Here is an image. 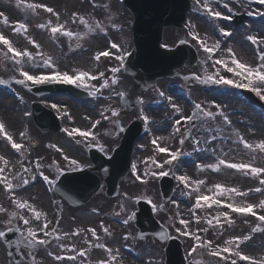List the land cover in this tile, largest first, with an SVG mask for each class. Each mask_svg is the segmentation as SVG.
Here are the masks:
<instances>
[{
  "label": "rangeland",
  "instance_id": "374dc122",
  "mask_svg": "<svg viewBox=\"0 0 264 264\" xmlns=\"http://www.w3.org/2000/svg\"><path fill=\"white\" fill-rule=\"evenodd\" d=\"M29 1L30 0H19L18 3V0H0V13H3V16H0V29H3L5 31L4 33L7 36L11 37V39L14 40L15 43H17L18 46L15 48L20 49L22 51L30 47L26 38H35L40 43L39 36L35 33H32L30 28L33 30V24L39 18V12L42 8H37L35 11H32L27 7L28 4H31L28 3ZM193 1L194 4L190 13V22L188 26L189 34L195 32L198 33L199 36L203 37L205 36L203 31L201 30V26L204 27L201 22V19H203V12L200 8V4L197 3V0ZM76 2L77 4H72L71 0H58V3L55 4V8L58 9V12L62 15V23H65V28L72 31L73 33H76L77 35L68 37L62 35L61 33H57L54 36L51 32L47 31V29H49L50 27L44 28V32L40 33V35L45 39V41L49 42L51 46H48L49 48H47L46 50H44L43 48H35V51L32 47L31 53L36 54L40 51H45V58L37 60L38 56L33 55V58L31 59H29L28 57H26L25 59H21L22 63L18 65L16 60L10 58L11 55L9 53L8 55H5L7 51L3 48L4 46L0 43V78L10 81V85L25 94V102H23L22 100H16L14 97L8 98L10 101H14L18 105L21 104L22 106H25V110L28 114V122L33 132L31 138L29 137V140L25 138V147L28 146L29 148L31 146H35L36 148V145H40L42 143L41 140L33 138L34 134L37 138L40 134L49 135L50 140L52 142L55 143L57 141L59 146H63L65 149H70L73 155H76L82 159L85 154L87 163L84 164H91L92 161L88 157L89 155L87 146L84 143H81L76 140H68L62 132H57L54 130L43 131L36 125L31 115L32 103L34 101L41 100L31 91H29L26 87L16 85V80L24 79L20 71H18V68L20 67H22L24 70L30 72L33 75H47L50 72L58 70L63 73L67 72L70 74H74L76 71H81L78 69L77 59L80 56H85V59L87 60L86 65L89 66L86 68L92 73L96 74L98 77L93 82L94 88L90 87L92 88L91 91L99 88L105 79L109 81V87L100 88L96 96L89 98V100L87 99V101L82 104L76 103L75 105H73L74 101L69 98V105H65L63 102V98H65L64 96L54 95L48 96V101L57 102L60 105L58 113L62 116L63 114L61 111L66 109H70L73 114H75L73 115L74 120L69 123V125L71 126L77 123V121H81L83 123L82 125L86 126L89 124V122H93L92 120H94L95 118H101L102 121L100 126L98 127V138L97 140H95V142L92 143H96L99 146L103 147L107 154H111L113 147L119 144L123 136V131L125 129L124 127L127 123L128 118H130L131 116H134V118H136L140 115L138 112L139 106H137L136 104L138 95L141 94L143 96L147 95L149 99V112L153 117V128L157 132V136L160 135L159 138L161 139V142H163V144L165 143L168 147L170 146L169 148L172 147L175 151L178 149H183V153H191L192 150L196 147V145H198L196 141H199V146L205 147V159L209 164H213L214 157L223 156L228 150L235 149L238 153L244 156L243 163L252 164L254 167H264V152L260 151L256 147L255 138L249 136L247 133L244 132L243 140H246L249 143L253 144V148L248 149L245 148L243 141L239 138L238 135L239 129L241 128V132L244 126L242 123H240L242 121V115H244L245 118L248 119H254L257 117L256 119H259L260 122L255 126H250H252V129H254L256 134L261 137L260 140H264V115L261 114L264 112L254 110L244 98L238 96V94L236 93H230V95H226L224 97L230 100L229 105H232V109L226 110V104H228V102L220 103L218 101L220 98H222L221 95L210 99L209 95L214 92L217 93L218 91H203V87H205L204 84L206 80V75L210 73L209 67L207 65V61H209V56L207 53H205L204 55L199 49V52L202 54L200 62L197 65H193V67L189 63L186 65L187 67L182 69L181 71L183 79L190 83L191 88L197 94V97L195 98L196 102L188 104V115H193V113H195L194 119H197V121L199 122V127L196 128L194 132V137L190 140L186 137V130L189 128V124L185 125V130H183L181 133H174L175 129L173 126V118L178 117L181 111L177 112L171 107V104H177L181 110L183 109L182 106L187 107L185 105V101L182 99L181 93L178 90L176 91L177 88L173 89V91L180 96V100L175 99L171 103L166 102L160 108H154L153 101L157 99L156 93H153L150 90H145V88L143 87L138 88L135 85L134 78L126 74L124 70L119 71L118 73H112L111 69L113 68V64H115L116 67H119V62H123L117 59L119 55L116 56L115 60L114 58L112 59L113 63L109 62L110 60L103 63H95L96 53L105 50V48L108 47L109 42L117 41V43H121L122 46L124 45L125 50L131 48V46L133 47L134 37L131 28V23L133 22L134 17L131 11L122 4V0H77ZM211 2L213 6L214 4L218 5L217 7L214 6L216 10L224 11L226 14H230V16L231 14H234V10L243 11L244 9H250H246L248 5H244L247 2L237 3L235 0H211ZM225 4H228L229 6L234 5V10H232L229 6H225ZM212 9L215 10L214 8ZM73 13H79L80 16H83L87 21V24L81 23L79 18L73 20ZM4 17H7V20L9 22L6 25H3ZM205 19L208 22V27L211 28V31H208V34L212 32V29L213 33H216V29L213 27L212 21H210L206 17ZM16 22L24 23L27 26L29 25V34L25 33L24 35V32H15L13 29L16 26ZM97 22H100L104 30H101L100 28L96 27ZM113 24L117 25V27H113ZM89 25L92 26V31H89ZM124 32H127L129 34L130 38L128 37V40L131 41V43L122 42L121 38ZM186 34L187 33H185L179 28H167L164 33V44L168 46H174L178 38H186ZM190 36L194 39L193 35L190 34ZM248 36H254V33L251 32L250 34H248L247 30H239V32L236 33L232 40V43H234V40L235 42L238 39L241 40L243 51L238 52L234 50L235 52L233 53L235 54L236 59L239 58L244 63L255 67L256 65L261 63V61L259 60V56L261 52H264V43H261V47L259 48V50H257L255 45L247 39ZM216 42L217 40L213 41L212 45ZM3 50H5V52ZM50 56H52L51 58L53 62V66L51 67L45 65V60ZM90 67L96 68L91 69ZM75 68H77V70ZM101 72L104 73L103 77H99V73ZM118 76H120V78L118 79L119 82L117 84H111V80L114 77L118 78ZM162 81L163 84L170 83V81L168 80ZM130 87L131 89L135 90L134 94L127 93V88ZM117 92L125 93V95L123 97L118 96ZM103 96H106V99H102ZM16 104H13L10 112L18 113V107H16L17 110L14 107L16 106ZM101 104H105L106 107L99 108ZM148 104H146L147 107ZM197 104H199L201 108H196ZM47 105L52 107V104ZM91 105H95L96 109L92 110ZM80 109L86 110L87 113L92 114V116H87L86 114H84L83 116V113L82 111H80ZM101 109H103L102 112L93 113V111L98 112ZM112 109H115L119 112L118 118L117 116H112ZM0 112L2 113V121L7 126L5 120L6 117L4 113L2 110H0ZM205 112H212L214 113V115L206 116L203 114ZM77 113L79 114L76 115ZM221 113H223V115H221ZM224 115L229 118V120L231 121L230 124L224 120ZM21 116H23V112H21ZM105 116H107L108 118L104 119ZM77 118H79L80 120H77ZM121 118H125L126 121H119ZM24 121L26 124L27 120ZM21 127V125L18 126L17 130H20ZM159 128L164 129L161 130ZM12 131L16 133L15 130ZM167 138H170L172 142H168ZM181 140H183V143H181ZM239 140L241 141V143ZM0 146V148L4 151L6 143L1 138ZM41 146L42 151L40 153L43 155L41 162L42 164L46 165L47 173L53 174L54 179H57L58 169H55L53 167L52 157L55 158L59 155L56 154V151L50 149L47 143ZM13 155L16 157L17 161L23 158V154L21 153H13ZM165 161V158H160L156 156V153L154 152L144 163V175L140 176L147 177L149 179L148 186L142 187L136 183H131L130 176H127V178L123 179L121 182L120 194L114 198H110L107 196L105 192L106 186L99 194L95 195L87 204L81 206H72L58 194L57 196H59L61 200L62 207L65 209V214L69 213L68 219H72L76 216L78 217L76 220V227L79 224H82V221L86 220V218L88 217L87 215H92L93 218L91 220L93 222H91V224L89 225H91L90 227H94L95 230H98V233L100 234H102V231L100 229L101 221L104 220L112 222V219L103 218L104 216L102 217L101 213L100 215L94 213L95 208H98L97 206L100 203H103L104 206L108 205L110 207V210L114 213H117L119 211V207H121L120 211L125 209L123 210L122 214L126 213V211L129 209L130 213L128 214L127 212L129 217L138 209L137 201L139 199H148L153 204L156 216L163 224L167 226L170 235L179 236L184 241L185 249H188L192 244V239L190 240V238H187L182 235L181 232L176 231L177 228L183 229L184 227L176 223L172 210L169 207L171 203H167V201L162 196L159 184L161 176L153 175V173H159L161 170L165 172L168 171L171 164H165ZM158 164H162L163 168L161 169L160 167H158ZM77 168H80V166L76 168L71 167L70 169ZM229 171L231 170H224V168H222L219 173H214V171L210 167H208L196 171L194 177H201L204 182L203 184H205L208 189L213 186L216 191L218 190L213 184H216L218 182L211 179L208 180V176L214 175L216 176V178L223 179L224 177H222L221 175H228L229 178L227 179L229 180H227L228 183L225 185V188L239 189V181L247 179L251 182V185H258V182L252 179L253 174L250 172V170L248 171L249 173L242 172L239 170L231 172ZM260 176L264 177V173L260 174ZM187 177H190V180H192V182L196 181L189 175H187ZM177 184L179 185V183L176 181L175 185L178 188L179 186ZM203 186L204 185L200 184L197 187L202 188ZM153 187L155 191H153ZM124 189L126 195L122 196L124 193ZM233 195H235V193H226V195L220 196H226V198L230 200ZM245 198L247 200V203L257 205L256 202L258 201V197L255 194H249V196H246ZM236 199L237 197H235V199L233 200L234 204L241 205L243 203V201L237 202ZM161 205H163V207H160ZM260 211L264 213V209H261ZM111 216L113 217V215ZM199 217L201 216L199 215ZM185 218L190 221L191 226L194 225L199 229V236L202 240L204 237H207V235H209L211 238H214L217 241L218 238L221 236L220 232H225L226 230H234L237 233V236L242 237L247 235L251 237L249 240L244 242V245L249 249V251H251L254 246H257V248L261 246L264 247V223H260V221H254L249 218L235 217L233 223L226 222L223 225V228H221L220 232H216V230H210L214 229V226L208 229L206 222L202 223L201 220H199V222L196 221V223L193 222L191 214H189ZM9 219H11L12 221L11 224L7 223ZM124 220L127 219H123L122 221ZM88 221L90 220H86L85 222ZM70 222L71 221H68L66 223V227H68V229L70 227ZM257 224L260 225V228L262 230L253 232L252 229L255 228ZM121 226H123L122 230L120 232H117V235H115L113 239L114 243L117 240L118 246H116V244L113 246H116L118 248L117 250L122 256H129L130 252L135 249L140 250V253H142L143 249L146 248L148 249V251L158 253V256L162 260L161 264H166V243L161 242L158 238L152 235H149L145 239H140L138 237L139 229L135 222V216L133 219H130V221L128 220L127 224H123ZM8 227H12L14 229L13 231H20L16 226L13 217L10 216L9 212L0 213V230L5 231ZM238 227L239 230H237ZM131 229H133V232ZM204 229H207V231H204ZM130 231L132 234L129 233ZM79 235H81V232ZM126 235L128 236V239L124 238ZM19 239L20 243L17 245V253L20 254L21 261L17 263L15 257L9 255V249L7 245L4 244V240L2 239V237H0V241L3 245V248L7 251L6 252L4 250V257L8 260V262H11V264H32V258L37 247H28L27 244L24 243V241L22 240V235ZM71 240V247L75 245L77 250H87L86 256L79 257L77 251H73L72 247L73 255L77 256L76 260L79 261L80 264H85V262L90 260V258L92 257L90 249L93 244L90 243L89 237H86L85 239H80L79 236L75 234L74 238H72ZM13 244H15V242ZM145 251L146 253L148 252L147 250ZM155 258H157V256ZM197 261L201 262V264H226L225 261H220L215 257L207 255L205 248L197 250L196 262ZM146 264H148V262Z\"/></svg>",
  "mask_w": 264,
  "mask_h": 264
},
{
  "label": "bare ground",
  "instance_id": "6f19581e",
  "mask_svg": "<svg viewBox=\"0 0 264 264\" xmlns=\"http://www.w3.org/2000/svg\"><path fill=\"white\" fill-rule=\"evenodd\" d=\"M32 2L38 3V4H45L49 7L54 8L55 12L59 13L58 9L55 8V4L58 3V0H30ZM60 1V0H59ZM72 4H77V0H71ZM31 3V2H30ZM35 3H31V4H35ZM264 13V9H262L260 12L256 13V17H254V19L263 16ZM60 14V13H59ZM51 20L52 21V26H55V24L57 23H62V15H59V19L56 18L54 13H48L46 12L43 8L40 9L39 12V18L34 22L33 24V30L31 29L32 33H35L39 36V41L40 43L37 41V39L35 38H26L28 40L29 45L31 46V48H36L34 44H32L30 41L31 40H35L38 44H40V48H43L44 50H46L47 48H49L48 46H51V44L47 41H45V39L40 35V33L44 32V28H39L38 25L40 24H48V21ZM219 20V24H218V28H219V32L218 33H213L210 35L209 38V44L210 46L212 45V42L219 39H224L226 42H229L232 39L233 33H234V29L231 28V25L227 22L226 19L221 18L218 19ZM262 20H258V21H254L252 22V24L249 23V30H254L255 33L257 34H264V26H260ZM202 22V21H201ZM63 24V23H62ZM202 24L204 25L202 31L204 32V34H206V32L209 30L208 26L206 24H204L202 22ZM227 27H229V29L232 31L231 35H224L220 32V29H225L227 30ZM47 31H50V28L47 29ZM31 34V33H30ZM207 36V35H206ZM125 38H121L122 42L124 43H129L128 37L129 34L127 32H125L124 34ZM218 37V38H217ZM22 40V39H21ZM232 42V41H231ZM229 43L226 46H224L223 48V52L226 54V56H224L226 59L230 60V56L232 54L228 53L227 49L231 48L233 51L236 50L238 52L243 51V46H242V41L241 40H234V43ZM15 44V43H14ZM120 44V43H118ZM17 45V43H16ZM121 45V44H120ZM126 46V45H125ZM45 51H40L36 54L38 56L37 60H41L43 58H45ZM52 57V56H50ZM86 59L85 56H80L77 59V66L78 69L81 71H86ZM89 64V63H87ZM97 64V63H96ZM212 64L214 65V63L212 62ZM231 67V66H229ZM91 69H95V67H90ZM214 69L218 72V73H233V72H229L227 68H225L224 66H221L220 68L216 67L214 65ZM90 71H88L89 73ZM90 74V73H89ZM235 74V73H234ZM91 76V74H90ZM90 79V78H87ZM264 88V85H263ZM14 89L7 85V84H0V110L3 111L4 115H5V120L7 123V126H5V131H7L10 135H12L13 140L16 143H20L23 139H25V135L21 136L20 133L21 132H25V115L26 110H25V106H22L21 104H16V102L14 101H10L8 98L12 97L11 94H13ZM131 92V91H130ZM135 92V91H134ZM68 98L66 97V100H64V104H68ZM220 101H224V102H228L226 110L227 109H232L231 106L229 105L230 100H224L221 99ZM16 104V107H18V110L16 112H10L12 109L13 104ZM104 108L106 107L105 104H101L99 106V108ZM80 111H82L83 114H88L86 110L84 109H80ZM21 112H23V116H21ZM94 112V111H93ZM79 113H77L78 115ZM242 117V121L240 123H242L243 126V130L240 132L239 129V138L241 139V137H243L244 132L247 133L249 136H252L255 138V144L257 145V143L260 140V136L256 134V132L254 131V129H252V126L257 125L260 120L256 119V118H245L244 115L241 116ZM2 119V113L0 112V120ZM79 123H82L81 121ZM22 126L20 130H17L18 126ZM252 125V126H250ZM28 126V124H27ZM241 126V125H240ZM77 128L81 129L82 131H91L92 130V122H90L87 127H82L80 125L77 126ZM161 130H163L164 128H159ZM12 130H15L16 133H14ZM72 131V130H71ZM259 131V130H258ZM92 132V131H91ZM76 138H82L84 139V137L80 136L79 134H75ZM0 138L6 143V146L4 147V151L0 148V156H3L5 160L8 161L7 165L4 164L3 160H0V167H4L5 168V173L4 175L8 176L9 179H12V176H14L17 172L21 173V175H23L25 178L29 179V183L27 185H23L22 187L16 188L15 191V195L16 197L20 198L21 200L24 201H28L30 204H32L35 207L36 211H40L42 213H45L46 215H42L40 217L39 220H37L35 218V214L32 211H29L28 209H19L17 207V205L15 203H13V195L12 193H10L7 189L4 188V186L2 184H0V205L6 207L8 209L9 214L14 218V221L16 223V226L20 229V231H22L24 233L23 236V240L27 243L26 241V237H27V228L28 227H32L34 230L37 231L38 236L42 239H45L48 241V243L44 244V245H38L41 247V258L39 260V264H72V260L67 259L70 256V253L68 251L71 250L70 246H69V242L72 238H74L77 229H81V235H78L79 237H81L82 239H85L86 237L91 236V239H95V236L91 235V232L88 231V229H91L89 224H91V222H93L91 219L93 218L92 215H87L88 217L86 218V220H90L88 222L82 221V224H79L76 227V220H77V216L72 218V219H66L65 214L59 209L60 204H59V200L58 197L56 196V194H54L52 188H51V184H49L47 181L44 180V177L40 175V172H43L44 175L48 176L50 179H52L51 175L47 174L46 171V165H43L42 163H40L41 167L37 168L36 167V163L37 160L43 158V155L40 153L42 151V146L44 143H49L50 137L49 135H45V134H40L38 136V138L41 140V145L37 146L36 148H32L31 152L29 153V155L22 159L20 162L17 161L16 157L13 155L14 151H17L15 149H13L11 147V142H9L4 136L3 134H0ZM141 142H138V146L140 151L143 152L145 150H147V144L145 141H143L142 139H140ZM171 140L168 139V142H170ZM240 141V140H239ZM241 143V141H240ZM1 147V146H0ZM136 152L140 153V151H138V148L136 147ZM259 149V148H258ZM68 150V151H67ZM65 152H62V155H60V157H58V161L60 163L59 167H67V166H74L71 165V160H76L78 162V164L84 162H80L81 159L78 156H75L71 153L70 149H67ZM260 150V149H259ZM262 151V150H260ZM153 150H150V152L148 151L147 153H142L141 155H139L136 160H135V165L136 168H143L144 163L147 159V157L149 156L150 153H152ZM264 152V151H263ZM136 156V155H135ZM65 157H68V159H65ZM243 158L244 156L240 153H238L235 149H231L228 150L223 156H216L214 157V161L213 164H209L203 153H195V159L193 162H183L179 167H177L179 170H183V168L186 169V172L189 173V175L195 179L196 181H203V179L199 176H195L194 174L196 171H199L203 168H208V165H214L217 164L219 162V160L224 159L226 160L228 163H243ZM27 168L29 169V171L25 172L24 169ZM214 173H219L221 171L222 168H224V170H231V171H236L237 169H231L226 167L225 165H221L219 170H216L212 167H210ZM35 169L39 170L40 172L37 173V175L35 174ZM184 169V170H185ZM229 171V172H231ZM242 172H246L249 173L248 171H243V170H239ZM262 174V173H261ZM35 176L36 179L32 180L31 177ZM222 177H224L223 179L221 178H216V176H208V180H214L218 183H214L213 185H217L220 184L222 186L225 187V185L228 183L227 178H229L228 175H221ZM217 179V180H216ZM252 179L256 180L258 182V185H251V182L247 179V180H240L238 183V191L240 192H246L247 195L249 196V194L252 195H256L258 197V201L256 202L257 205L259 204V202L261 200H264V185H262L260 183L261 179H264V177H261L260 175H252ZM14 184L17 183L16 180L12 181ZM148 184V183H147ZM146 184V185H147ZM191 187H188V189L184 190L182 192V195H187V197L185 199H183V201L181 202V204L179 202H176V207L172 206V211L175 210L177 211V209L179 210V213L181 214L182 218L184 219L185 217H187L190 213L193 212L194 210V205L191 204V202L194 200L196 201V198L199 195H208L210 198L215 196L216 199L222 200L225 202V204L223 205H217V204H212L211 207L208 206V203H210V201L206 204V207L204 209V214H203V218L201 220L202 223H207V221L209 219H213V217L220 215V219H224L226 220L225 217H223V215H221L223 213V210H226V204L229 202L233 203V200L235 199V197H237V202H245L246 200V196H238V195H233V197L228 200L226 198V196H220L218 194V191H216L214 189V187L212 186L210 189L207 188V186H205V184L202 188H198L196 186V184L194 182H192V184L190 183ZM256 188H260L261 191L260 192H256L254 191ZM153 191H155L154 187L152 188ZM251 190V191H250ZM193 193V194H191ZM190 194V202L188 200V197ZM223 195H226V193H224ZM179 197H175V200H178ZM239 199V200H238ZM203 202V201H202ZM201 202V203H202ZM182 205V207H181ZM125 208V207H124ZM98 209L101 211V213L106 214L109 213L110 207L104 206L103 203H100L98 205ZM121 209V207H120ZM125 210V209H123ZM18 212L19 215L13 216L12 212ZM130 210L128 209L125 213V215H128ZM230 215L233 214V212H231L230 210L227 211ZM118 217L122 216V213L119 211L117 213ZM245 216V215H244ZM21 217H25L28 218L30 220V224L25 225L23 222V219ZM68 221L70 222V227L68 229V227H66V223ZM215 221L213 220V223ZM44 223H48V229L47 231L49 233H51L50 235L45 236L43 232H40L39 229L40 227H42V225ZM208 224V223H207ZM106 225L111 228L110 229V233H111V239H112V235L120 232L123 228V226L118 225L117 223L113 222L112 224H108L106 223ZM216 225V232H220V227L219 225ZM189 227V226H188ZM55 230V231H53ZM237 230H239V227L237 228ZM65 233H68V235H65ZM221 236L218 238V240L216 241L214 238H210V241H212V243L214 244L213 248H215L216 246H219L220 248H223L225 246H228L226 244V242L231 239L234 236H237V233L234 230H226L225 232H220ZM114 239V238H113ZM99 242V241H98ZM100 243V242H99ZM116 246H118L117 244V240L115 241ZM61 245H65V247H61ZM104 245L107 246V244L105 243ZM114 247L115 250H117V247ZM109 247V246H107ZM111 248V247H109ZM100 250L97 252L95 251V256L93 257V261L94 262H98L99 260H103V259H107L108 258V254L105 251V249L103 248H99ZM148 251V249L144 248L142 253H135L134 251H131L128 257H125L124 261L119 260V257L117 256V260L115 262H113V264H146L148 262V264H161V259L158 256V253H154L151 251H148L146 253V251ZM239 250L241 252H243L245 255L251 256L253 258L256 259H260V258H264V247L261 246L259 248H257V246H254L251 251H249V249L246 246H240ZM154 254V255H153ZM231 254V258L228 260V262L231 264V261L233 259L237 260V264H250V261H243L240 260L238 257H236L233 253ZM56 255H60L63 256L64 259L63 260H55V256ZM187 255L188 256H192V254L190 255V250L187 251ZM157 256V258H155ZM0 264H11V262H8V260L4 257V251L2 246L0 245Z\"/></svg>",
  "mask_w": 264,
  "mask_h": 264
},
{
  "label": "snow or ice",
  "instance_id": "6c2138e0",
  "mask_svg": "<svg viewBox=\"0 0 264 264\" xmlns=\"http://www.w3.org/2000/svg\"><path fill=\"white\" fill-rule=\"evenodd\" d=\"M18 3H19V0H18ZM197 3H200V0H197ZM261 3H264V0H261ZM27 7L29 9H31L32 11H35L37 8H43L48 13H54L56 18L59 19L60 14L55 12L54 8L49 7L45 4H28ZM203 7L205 8L206 12L211 17H213L214 19H219V18L231 19L232 18L231 16L222 17L221 12L215 11L209 6L208 0H205ZM0 16H3V13H0ZM76 18H79L81 23L87 24V21L85 20V18L83 16H80L79 13H73V20H75ZM3 22L5 24H7V22H8L7 17H4ZM38 27L42 28V29L50 27V31L54 36L57 33H61L62 35H65L68 37H72L74 35H77L76 33H73L72 31L66 29L64 24H62V23H57L55 26H52L51 20L48 21V24H40V25H38ZM96 27L100 28L101 30H104L103 26L100 24V22H97ZM113 27H117V25L113 24ZM13 30L17 33H19V32H25L26 33L27 32V25L24 23H21V22H16V26ZM92 30H93L92 26L89 25V31H92ZM220 32L224 35H231L230 32H228L227 30H225L223 28L220 29ZM190 34L193 35L194 38L199 41L200 45L202 47H204V50L210 54L213 53L215 50L219 49V47H220L219 42H216L214 47H209L205 43V40L202 39L198 33L193 32ZM247 39L250 40L253 44L264 43V38H258L255 36H248ZM30 42L32 44H34L36 48H40V44H38L35 40H31ZM0 43L7 46L8 52H6L5 55H8V53H11L12 55L10 58L13 60H16L18 65L22 63L21 58H23V57H28L29 59L33 58V53H31L27 49H24L23 51H21V50L15 48L13 46L12 42L9 39H7L3 35V33H0ZM181 43H183V41H181ZM119 47L120 46L117 43H115V42L111 43L112 49H118ZM227 51H228V53L232 54L231 59H232V64L234 65V67H229L228 63L223 59H218L216 61V63L222 64L225 68L228 69L229 72H233V73H235L236 76L242 77L244 80L247 81V83L236 81L233 79H227L224 77H220L219 79H215V82L219 83V84H225V85H234L235 87L251 88V90L253 92H255L257 96L260 97V99H264V92H262L261 87L260 86L253 87V84L257 81L260 82L261 85H264V52H261V54L259 56V60L261 61V63L256 65L255 67H253L249 64L242 63L240 60L236 59L235 54L233 53V50L231 48L227 49ZM109 55H110V52L106 50L102 53H99L96 56V59L99 60L100 56H109ZM125 55H131V53H124L123 55L118 56L117 59L120 61H123ZM45 65L49 66V67L53 66V62H52L51 57H48L45 60ZM18 71H20L22 77L24 78L21 80H17V83H21V84L26 83L27 81H31L34 84H42V83L49 82L52 80H58V81L63 82V83L73 84V85H76L78 87H86L87 88V87H89V85L86 83V78H91L93 80L98 78L96 76H90V74L88 72H85V71H79L75 75H69V73H67V72H64L62 74L57 73L54 76L30 75L28 72L24 71L22 67L18 68ZM111 71H112V73H118L120 71V68L119 67H113L111 69ZM103 76H104L103 72L99 73V77H103ZM209 79H214V78L209 77ZM118 82H119L118 78H115V77L111 80V84H117ZM0 84H10V81L0 79ZM107 87H109V81L107 79H105L99 88L91 91V95L96 96L97 93L99 92L100 88H107ZM117 95L123 97L125 95V93L117 92ZM159 95L161 97H165L170 102L172 101V97L166 96L163 91H161L159 93ZM21 99H22V97H21ZM139 102L142 104L143 100L141 99ZM52 107L57 108L58 106L56 104H53ZM171 107L173 109H175L177 112L181 111L179 106L175 103H172ZM196 108L199 109V108H201V106L199 104H197ZM111 114H112V116H118L119 112L115 109H112ZM203 114L206 116H213L214 115V113H212V112H205ZM221 115H223V113H221ZM107 118H108L107 116L104 117V119H107ZM142 118L145 121V123H147L149 120V117L143 113H142ZM194 118H195V113H193V115L183 117V119L187 120V121L193 120ZM224 120L227 121L228 123H231V121L229 120V118L226 115H224ZM100 122H101L100 120H96L93 124V127H95L96 125H99ZM175 123H176V125L179 126L181 124V120L177 119L175 121ZM121 130H123V129H121ZM65 131L68 133L69 136L79 134L80 136L84 137L85 139H87L89 137H93V139L95 138V134L93 132L82 131L79 128L73 129L72 131H68V129H65ZM176 131L179 132L180 128L177 127ZM0 134H3V136L9 142H11V147L13 149L17 150L18 152L21 151V149L23 148V145L20 143H16L13 140L12 135H10L7 131H5V125L2 121H0ZM20 135L24 136L25 132H21ZM241 140L243 141L245 148H248V149L253 148V144L249 143L246 140H243V137H241ZM152 143L155 145V144H157V141L153 140ZM181 143H183V140H181ZM196 143H199V141H196ZM256 147L259 148L260 150L264 151V140L259 141L257 143ZM158 150L162 153L169 151V149H167L165 147H159V146H158ZM101 151H104L103 147H101ZM179 155H180V153H178V152H171L170 153V159L166 160L164 163L165 164H172L173 161H175ZM65 159H68V157H65ZM0 160H3L4 164L7 165L8 161L5 160L3 156H0ZM71 165L79 167L78 162L76 160H71ZM221 165H225L226 167L231 168V169L245 170V171L250 170V172L253 175H257V176L260 175L261 173H264V167H254L252 164H245V163H228L224 159L219 160V162L217 164L208 165V167H212L216 170H219ZM36 167L37 168L41 167L39 162L36 163ZM158 167H160L162 169L163 165L158 164ZM132 169H133V171L136 170L135 164L132 165ZM24 171L27 172V171H29V169L25 168ZM4 173H5V168L0 167V184H2L5 189H7L10 193H12L13 203H15L19 209H28L29 211L34 212L35 218L37 220H39L42 215H46L45 213H42L40 211H36L35 207L32 204H30L28 201L21 200L20 198L16 197V195H15L14 190L16 188L22 187L23 185H27L29 183V179L25 178L19 172H17L14 176H12V179H9L8 176L4 175ZM58 173H59V175H63V170L58 169ZM167 174L168 173L163 171V170H161L159 173H153V175H159V176H165ZM40 175L43 176L44 180L47 181L49 184H54L56 182L55 180H52L48 176L44 175L43 172H41ZM31 179L35 180L36 177L32 176ZM178 179L182 183H184L186 186L191 187V185L189 184L190 177L181 175L178 177ZM13 180H16L17 183L14 184L12 182ZM194 183L198 186L200 184H203L204 182L198 180V181H195ZM260 183L262 185H264V179H261ZM215 188L218 190L219 195H223L224 193H235L238 196H246L247 195L246 192H240V191H238L237 188H225L220 184L215 185ZM254 191L260 192L261 189L256 188ZM202 201L205 203H208L210 201V203H208L209 207H211L212 204H217V205L225 204L224 201L216 199L215 196L210 198L208 195L202 194L196 198L195 207L196 208L203 207L204 204L201 203ZM149 203H151V201H149ZM173 203H175V201H173ZM160 207H163V205H161ZM226 207L228 209H231L232 212L241 213V214H251L252 216H255L259 221L264 222V215H261L258 212L254 211V208H257V207L260 209H264V200H261L258 205L247 203L245 201L241 205H237L234 203H227ZM7 212H8V209L6 207L0 205V213H7ZM12 215L16 216V215H19V213L14 211V212H12ZM221 215H223V217L226 218L227 223H233L232 217L230 216V214L228 212H223ZM134 216H135V213H132V215L129 216L128 219L124 220L123 222L125 224H127L128 220L133 219ZM21 218L23 219V222L25 225L30 224V220L28 218H25V217H21ZM196 219H197V222H199L200 217H196ZM213 220L215 221V223L217 225L221 224L220 215L213 217V219H209L207 221V223L209 225H211V224H213ZM7 223L11 224L12 223L11 219H9L7 221ZM179 223L181 225H183L184 228L183 229L177 228L176 231L181 232L182 235H184V236H192L196 242L190 248V255L193 253H196L198 249L207 248L209 250V254L211 256L219 257V256H223L225 253H233L240 260L250 261V264H264V258L256 259V258H253L251 256L245 255L243 252H241L239 250L240 245L242 243H244L245 241L249 240L251 238L250 236H247V235L242 236V237L241 236H234L226 242V244L228 246H225L223 248L216 246L215 248H213L212 241H208L205 244L199 235H196L195 233H193L191 231L185 230L188 228V226L190 224V221L188 219L181 218L179 220ZM47 229H48V223H44L42 225V227H40L39 231L43 232L44 235L47 236V235L51 234L47 231ZM13 230L14 229L12 227L7 228V231H9V232H11ZM103 230L105 233H108L109 235H111V233L109 232V229L107 227H105ZM259 230H262L260 228L259 224H257L256 227L252 229L253 232L259 231ZM53 231H55V230H53ZM81 231H82L81 229H77L76 234L79 235ZM88 231L91 232L92 236H97L95 228L88 229ZM204 231H207V229H204ZM5 235H6L5 231L0 230V237H5ZM65 235H68V233H65ZM97 238H99V237H97ZM124 238L128 239V236L126 235ZM25 239L27 241V246L30 248H34L37 245H44V244L48 243L47 240L40 238L38 236L37 231L34 230L32 227L27 228V237ZM233 245H234V247H231ZM61 247H65V245H61ZM72 247H73V251H77L79 257H84L87 255L86 249L77 250L75 245H73ZM96 247L105 249V251L108 254L107 259L99 260L97 262V264H113V262H115L117 260V255L113 254V253L114 252L118 253V250H114L113 248H109L104 244H98V245H96ZM227 258L228 257L225 256V259H227ZM32 259H33V264H35V257H33ZM63 259H64L63 256H60V255L55 256V260H57V261L63 260ZM67 259L76 260L77 256H69ZM197 264H201V262L197 261ZM231 264H237V260L233 259L231 261Z\"/></svg>",
  "mask_w": 264,
  "mask_h": 264
},
{
  "label": "water",
  "instance_id": "95a60500",
  "mask_svg": "<svg viewBox=\"0 0 264 264\" xmlns=\"http://www.w3.org/2000/svg\"><path fill=\"white\" fill-rule=\"evenodd\" d=\"M134 1L135 0H127V3L128 4H132ZM141 2H142V5H139V3H141ZM148 7L149 8H156V9H158V11L162 15H167L168 14V22H170L171 21V17H174V12L175 13L179 12V14L181 15L182 12H183V10L186 9L187 4L183 0H137V2L135 3V5H133L134 12L138 15V21H139L138 24H137V26H136L137 32H139V30L141 29V27L143 25V22H141V21L144 18H147V16L145 15L144 12H148V10H149ZM142 43L144 45H147L154 52V54L161 55V52L158 49H156L155 47H153L151 44H148L147 41H143ZM186 52L187 51L184 50V51H182L179 54V55H183L182 58H181L182 61L186 57L185 56V53ZM162 55L163 56L160 57V58H163L161 64H163V63H170L175 58V56H167L165 54H162ZM133 63L136 64L135 61ZM179 63H180V61L178 60V61H176L174 63V65H177ZM169 65L170 64H168L167 66H169ZM86 175H88V174H86ZM65 178L67 179L66 181H68V177H65ZM139 220H140L139 221L140 224H144V226H145V220L142 218V216L140 214H139ZM146 230H150V228H147ZM175 249H176V251H177L178 254L176 256H174V260L176 258H180V251H179L178 246H175Z\"/></svg>",
  "mask_w": 264,
  "mask_h": 264
}]
</instances>
